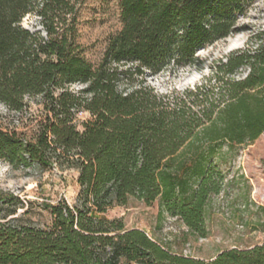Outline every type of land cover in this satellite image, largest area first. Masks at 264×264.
Wrapping results in <instances>:
<instances>
[{
  "label": "trees",
  "instance_id": "trees-1",
  "mask_svg": "<svg viewBox=\"0 0 264 264\" xmlns=\"http://www.w3.org/2000/svg\"><path fill=\"white\" fill-rule=\"evenodd\" d=\"M255 1L119 0L122 28L94 64L78 41L80 0H0V103L22 112L39 97L44 113L31 136L0 123V159L79 173L75 203L44 204L45 227L21 223L0 195V264H264V244L207 261L103 216L131 199L159 200L207 235L206 206L223 188L221 149L264 135V33L181 96L159 95L145 76L198 64L199 50L242 30ZM29 15L42 30L23 25ZM82 111L90 117L80 129Z\"/></svg>",
  "mask_w": 264,
  "mask_h": 264
},
{
  "label": "rangeland",
  "instance_id": "rangeland-1",
  "mask_svg": "<svg viewBox=\"0 0 264 264\" xmlns=\"http://www.w3.org/2000/svg\"><path fill=\"white\" fill-rule=\"evenodd\" d=\"M23 25L41 29L36 15L27 16ZM241 31L206 46L197 53L199 63L182 68L167 67L158 73L148 72L145 81L159 95L181 96L200 85L212 74L220 60L233 51L255 43L264 33V0H256L247 14L239 19ZM78 41L85 57L94 64L100 62L109 38L122 28L119 0H80L77 18ZM242 70L237 77H244ZM80 84L71 89L78 90ZM22 112L8 109L0 103V123L3 129L33 135L43 119L41 98H29ZM90 117L77 115V125ZM216 162L224 173L221 193L212 195L205 210L207 235L193 233L179 218L162 211L159 200L152 204L131 199L126 205L110 208L104 217L122 219L126 228L147 232L171 251L197 259L211 260L223 250L248 249L264 244V135L253 143L230 148L224 145ZM78 171L55 165L41 170L36 165L15 168L0 159V195L6 198L5 208L16 210L20 222L45 227L52 221L44 204L60 199L75 203L79 191Z\"/></svg>",
  "mask_w": 264,
  "mask_h": 264
}]
</instances>
